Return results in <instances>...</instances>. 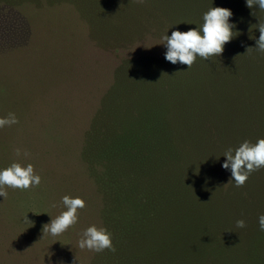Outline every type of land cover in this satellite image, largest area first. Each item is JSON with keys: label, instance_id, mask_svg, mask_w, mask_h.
<instances>
[{"label": "trees", "instance_id": "1", "mask_svg": "<svg viewBox=\"0 0 264 264\" xmlns=\"http://www.w3.org/2000/svg\"><path fill=\"white\" fill-rule=\"evenodd\" d=\"M120 5L123 13L138 12L144 25L155 27L157 39L199 27L211 7H227L234 35L219 55L197 56L190 67L165 58L153 62L143 74H169L151 77L157 91L148 96L151 82L136 77L119 94L123 107L104 106L116 130L90 134L93 154L86 159L104 190L102 213L114 246L99 251V264H264V231L257 221L264 213V167L241 186L222 167L229 149L264 138V54L255 47L264 10L255 3L247 7L245 0ZM13 12L11 49L30 37L26 16L15 7ZM131 89L146 92L134 99ZM149 97L155 122L136 126L138 117L128 114L126 101L150 103ZM238 219L244 227H237Z\"/></svg>", "mask_w": 264, "mask_h": 264}, {"label": "rangeland", "instance_id": "2", "mask_svg": "<svg viewBox=\"0 0 264 264\" xmlns=\"http://www.w3.org/2000/svg\"><path fill=\"white\" fill-rule=\"evenodd\" d=\"M120 1L0 0V117L9 112L17 117V123L0 128V168L31 163L41 177L28 189L4 186L0 264L100 263L99 252L77 244L88 226L107 229L104 190L86 160L88 138L116 130L104 106H122L119 94L136 77L151 82L152 92L145 91L150 96L158 90L151 77L169 75L143 74L163 60L165 42L138 12L123 13ZM14 7L28 19L30 37L25 46L11 49ZM131 90L134 99L145 95ZM129 102L125 110L138 117L136 126L155 122L152 100ZM179 126L177 132L184 133ZM64 195L79 196L84 207L77 209L75 224L52 236L44 224L65 210Z\"/></svg>", "mask_w": 264, "mask_h": 264}, {"label": "clouds", "instance_id": "3", "mask_svg": "<svg viewBox=\"0 0 264 264\" xmlns=\"http://www.w3.org/2000/svg\"><path fill=\"white\" fill-rule=\"evenodd\" d=\"M253 3L259 9L264 10V0H245V5L249 8ZM232 15L231 9L222 6L209 8L202 15L203 23L199 27L189 28L186 31L172 30L170 35L162 37L166 44L164 58L168 62L188 65L190 67L197 56L203 59L217 56L223 51L225 42L229 41L233 35V23L229 21ZM185 23H191L184 21ZM259 36L255 41L258 52L264 54V24L258 25ZM17 123V117L9 112L0 117V128ZM19 154V149L16 150ZM225 160L222 167L229 170L232 180L236 186H241L248 175L261 167H264V138H258L255 143L245 140L234 150L229 149L223 154ZM41 177L34 173L33 165L28 163L22 166L18 162H12L9 166L0 168V197L5 198L7 193L4 186L18 189H28L40 183ZM64 211L46 223L45 231L49 235L57 236L64 232L77 221V209L84 207V200L79 196L61 197ZM52 207H56L53 202ZM260 231H264V213L257 218ZM43 225V226H44ZM237 227H244V220L236 221ZM81 249L87 248L92 251H102L105 248L113 250L111 233L104 227L97 228L90 225L83 230L82 238L77 242ZM51 264V262H50Z\"/></svg>", "mask_w": 264, "mask_h": 264}]
</instances>
